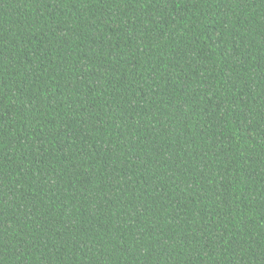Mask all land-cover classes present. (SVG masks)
Returning a JSON list of instances; mask_svg holds the SVG:
<instances>
[{"label":"trees","instance_id":"obj_1","mask_svg":"<svg viewBox=\"0 0 264 264\" xmlns=\"http://www.w3.org/2000/svg\"><path fill=\"white\" fill-rule=\"evenodd\" d=\"M0 264H264V0H0Z\"/></svg>","mask_w":264,"mask_h":264}]
</instances>
